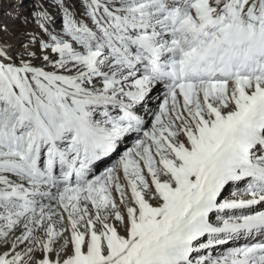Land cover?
<instances>
[{
  "label": "snow or ice",
  "instance_id": "obj_1",
  "mask_svg": "<svg viewBox=\"0 0 264 264\" xmlns=\"http://www.w3.org/2000/svg\"><path fill=\"white\" fill-rule=\"evenodd\" d=\"M0 21V264H264V0H32Z\"/></svg>",
  "mask_w": 264,
  "mask_h": 264
},
{
  "label": "rangeland",
  "instance_id": "obj_2",
  "mask_svg": "<svg viewBox=\"0 0 264 264\" xmlns=\"http://www.w3.org/2000/svg\"><path fill=\"white\" fill-rule=\"evenodd\" d=\"M32 0H0V21L9 26L19 27L14 14L26 12L31 7Z\"/></svg>",
  "mask_w": 264,
  "mask_h": 264
}]
</instances>
